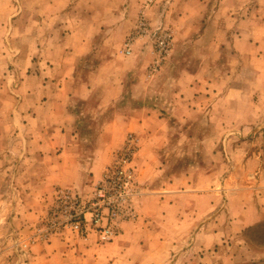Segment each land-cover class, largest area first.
<instances>
[{
	"label": "crops",
	"instance_id": "0c3cea01",
	"mask_svg": "<svg viewBox=\"0 0 264 264\" xmlns=\"http://www.w3.org/2000/svg\"><path fill=\"white\" fill-rule=\"evenodd\" d=\"M102 1L75 0L74 6L68 9L67 4L61 5L63 11L59 15L62 19H52V28H55L52 37L40 26L37 29L40 34L34 41L30 57L38 60V92L52 99L51 105L38 104L29 111H16L27 121L16 125L19 132L14 139L26 146L25 152L39 160L36 174L46 178L31 188L33 199L38 202L25 209L23 222L29 227L33 220H38L42 214L39 201L54 186L88 190L111 163L112 149L123 142L127 131L132 130L142 144L136 158L138 178L149 190L138 198V209L140 217L151 216V233L145 231V223L138 220L125 222L122 234L106 244L97 243L94 233L85 239L73 240L71 237L69 241V238L63 241L54 236L52 243H37L31 248L29 264H135L125 260L135 257L136 249L141 254H150V245H142L140 241L143 236H152L156 232L159 218L167 222L174 216L179 220L183 218L181 222L188 221L184 218L186 211L181 210L180 200L191 196L203 200L207 207L204 204L200 210L206 211L216 210L227 191L232 195L242 194L249 200L250 207L242 209L240 216L249 212L250 218L264 217V193L251 194H256L257 186H264L261 154L249 152L250 147L245 148L243 144L246 142L237 141L238 137L232 139L238 144L233 154L236 163H231V177L235 181L227 180L233 185L226 187L228 183L223 184L224 179L219 173L223 154L206 152L202 146L206 142H219L216 138L210 139L207 131L223 126V114L230 111V107L220 103L224 99L221 79L226 74V80H231L224 67L235 57H248L252 32L247 27L264 21L262 17L260 22L246 19L237 24V16L247 15L250 13L248 8L261 0H155L153 7L162 1L158 5L161 9L164 4L165 8L181 4L183 15L198 17L199 27L194 30V35H188L179 43L175 41V47L177 43L185 49L183 55L169 57L165 71L163 67L162 72L153 75L147 73L153 57L148 47L137 44L131 55H125L120 52L118 42L120 35L117 33L122 30L121 26L127 25L129 7H138L139 10L145 6L143 0ZM252 9L257 11L256 15L264 14L262 3L260 8L256 5ZM220 18L228 19L234 26L222 29ZM218 31L226 39L209 40ZM209 48L216 53L212 59L205 55ZM187 53L193 54L186 57ZM68 101L86 104L92 107V111H82L81 107L70 109ZM234 110L245 116L231 120L234 127H252L261 121L263 110L249 103V98L245 107ZM90 113L95 117H89ZM88 118L89 121L94 118L90 126L94 129L91 136L101 147L98 152L93 148L85 154L80 136L86 123H91L85 121ZM166 129L169 138L164 136ZM170 140L185 144L184 147L197 145L198 151L193 156L183 149L170 154L160 153L159 147ZM150 146L153 147L149 153ZM239 149L244 151L243 155H238ZM84 158L92 162L82 165ZM180 160L184 162L182 166L174 162ZM251 174L257 175L255 186H251V179H248L250 183L244 181ZM260 174L262 178H258ZM149 204L153 212L148 210ZM182 207L184 210L185 205ZM217 219L218 216L214 218ZM250 222L245 219L241 224L245 226Z\"/></svg>",
	"mask_w": 264,
	"mask_h": 264
},
{
	"label": "rangeland",
	"instance_id": "374dc122",
	"mask_svg": "<svg viewBox=\"0 0 264 264\" xmlns=\"http://www.w3.org/2000/svg\"><path fill=\"white\" fill-rule=\"evenodd\" d=\"M74 1L0 0V264H29L31 248L37 243L45 245L52 243L54 236L62 238L63 241L69 238V241L71 237L74 238L73 240L85 239L88 234L94 233L97 243L106 244L113 242L122 234V225L125 222L138 220H142L145 223L144 230L151 233V216L140 217L138 209V198L149 190L138 178L136 158L142 149V144L137 133L132 130L127 131L123 136V142L112 149L111 163L104 169L102 177L89 185L88 190L54 186L52 191L39 201L42 214L38 220H33L29 227H26L27 225L23 222L22 215L25 209L30 205L36 206L38 202V199H33L34 194L31 188L37 186L38 182L46 181V178L36 174V169L40 166L39 160L35 159L33 154L25 152L26 146L20 145L17 143L18 140L14 139L19 132L16 125H22L24 120L27 121L25 117H22V113L16 114V111H29L38 104L51 105L52 98L38 92L39 82L36 80L38 60L37 58L31 59L30 54L33 51L34 41L40 34L38 27L47 31V34H50L48 36L52 37L55 29L52 28V19L60 21L62 17L59 14L63 11L61 5L67 4L68 9L74 6ZM102 2L99 0V3ZM161 2H157L156 7H153L155 0H143L142 3L145 5L143 8L137 10L138 7H129L126 13L127 25L121 26L122 30L117 33L120 35L118 39L120 52L125 55H131L137 44L150 49L153 55L147 66V73L150 75L162 72L163 67L165 71L169 57L183 55L185 49L180 48L177 43L194 35V30L199 27L198 17L189 18L183 15L181 4H174L171 8H165L164 4L161 9L158 7ZM258 3L248 8L249 15L237 16L239 18L236 21L237 24L246 19L260 22L264 14L256 15L257 11L253 12L252 9L256 5L260 8L264 1L261 0ZM111 5L113 6V3ZM195 11L197 13V10ZM140 19L146 23V32L140 31L138 27ZM220 19L222 29L234 26V23L228 19ZM263 22H255L251 24L253 26L247 27L252 32L250 39L252 48L249 54H246L248 57H235L228 61L226 66L224 65V70L229 71L228 77L230 76L231 80H226V74L223 75L225 78L221 79L224 99L220 103L225 107H230V111L223 114V126L209 128L207 131L210 139L216 138L219 142L202 144L206 152L215 151L223 154L219 173H221L222 180L224 179L223 184L228 183L226 187H230L233 184L229 183L235 181L231 177L233 173L231 163H236L233 161L235 157L233 154L238 146L236 140H232L235 137L239 138L237 141L241 139L246 142L243 145L245 148L250 147L249 152L260 153L261 161L264 162ZM165 31L171 34L170 49L160 51L157 45ZM228 35L231 33L228 32ZM223 39H226L224 34L218 31L209 40L221 41ZM175 41L177 42L176 47ZM128 42L131 44L130 52H127L125 47ZM194 53L197 55L199 52L196 50ZM192 54L187 53L186 57ZM205 55L212 59L216 53L209 48ZM154 64L155 70H151ZM192 66L195 67V65ZM227 83L229 84L226 86ZM229 85L230 89H228ZM248 98L249 103L263 110L261 121L252 127L232 126L231 120L244 116V113L238 110L236 112L234 109L245 107ZM67 107L70 109L81 107L82 111H92V107L86 104H75L69 101ZM91 115L95 117V114L91 113L88 116L93 117ZM93 120L89 121V118L85 120L91 123H86L85 129L81 131L80 145L85 154L90 153L93 148L98 152L101 147V144L96 143L91 136L94 133V129L90 127ZM14 126L16 128H13ZM131 133L137 138V146L129 163L122 166L124 170H130L132 175L129 190L125 192L110 184V180L114 177L113 171L117 168V161L120 162L121 152ZM167 134L169 133L166 129L164 136ZM172 135H174L173 131L170 132L171 137ZM247 141L249 143L252 141V143L247 144ZM184 146L185 144L170 140L159 147V152L170 154L183 149V152H189L193 156L198 151L197 145ZM151 147L153 146L148 148L149 153ZM238 153V155H243L244 151L239 149ZM81 162L85 165L92 161L84 158ZM174 162L180 166L184 163L182 160ZM256 178L257 175L255 177L251 174L246 176L244 181L250 183L248 179H251V186H255L253 183ZM258 178H262L261 174ZM227 180L230 182H226ZM255 190L256 194L251 193L252 195H261L264 193V186L259 188L257 186ZM232 194L231 191L223 193L221 205L216 210L206 208V211L200 210V206L206 204L203 200H198L195 196H191L190 199L180 198L181 210L186 211L184 218L188 221L181 222L183 218L179 220L174 216L170 217L167 222L159 218L156 232L152 236H143L140 241L142 245L146 243L150 245V254H141V251L136 249L135 257H127L125 262L135 264H264V217L250 218L249 212L245 216L243 214L240 216L242 209L250 207L249 200L243 198L242 194L240 196ZM182 205H185L184 210ZM147 208L153 212L150 204ZM160 215L159 213L158 216ZM216 216L218 219L214 220ZM94 218H97V221H94ZM245 219H250L251 222L242 226L241 223ZM73 247L74 244H72Z\"/></svg>",
	"mask_w": 264,
	"mask_h": 264
},
{
	"label": "built area",
	"instance_id": "2783aa9c",
	"mask_svg": "<svg viewBox=\"0 0 264 264\" xmlns=\"http://www.w3.org/2000/svg\"><path fill=\"white\" fill-rule=\"evenodd\" d=\"M139 29L142 32H146V23L143 19L139 21ZM132 41V38H131ZM171 34L167 31L162 33V38L158 41V49L160 51H167L170 49ZM126 51L130 52L131 44L128 42L126 45ZM151 70H155V64L152 66ZM137 146V138L132 133L128 136L126 146L123 148L122 154L120 155L121 159L117 161V168L113 171L114 177L111 178L110 184L115 185L117 188L127 192L129 190V184L132 179L131 171L124 170L123 165L129 163L132 153L135 151ZM114 181V182H112ZM94 221H97V218H94Z\"/></svg>",
	"mask_w": 264,
	"mask_h": 264
}]
</instances>
